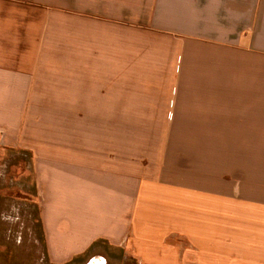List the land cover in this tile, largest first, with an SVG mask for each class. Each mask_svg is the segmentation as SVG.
<instances>
[{
  "label": "crops",
  "instance_id": "0c3cea01",
  "mask_svg": "<svg viewBox=\"0 0 264 264\" xmlns=\"http://www.w3.org/2000/svg\"><path fill=\"white\" fill-rule=\"evenodd\" d=\"M5 154L45 264H264V0H0Z\"/></svg>",
  "mask_w": 264,
  "mask_h": 264
},
{
  "label": "rangeland",
  "instance_id": "374dc122",
  "mask_svg": "<svg viewBox=\"0 0 264 264\" xmlns=\"http://www.w3.org/2000/svg\"><path fill=\"white\" fill-rule=\"evenodd\" d=\"M128 126L132 136L128 149L129 153H134L142 147L143 140L134 138L140 134V129H137L140 124L129 123ZM3 158L8 163L0 171V264H45L38 227V207L33 203L35 190L32 174L21 163L27 156L5 154ZM16 168H19V172ZM90 255L73 264H90L94 261H102L103 264H136L129 256L116 250L107 251L104 256Z\"/></svg>",
  "mask_w": 264,
  "mask_h": 264
},
{
  "label": "bare ground",
  "instance_id": "6f19581e",
  "mask_svg": "<svg viewBox=\"0 0 264 264\" xmlns=\"http://www.w3.org/2000/svg\"><path fill=\"white\" fill-rule=\"evenodd\" d=\"M90 264H103V262L102 261H98V262H91Z\"/></svg>",
  "mask_w": 264,
  "mask_h": 264
}]
</instances>
